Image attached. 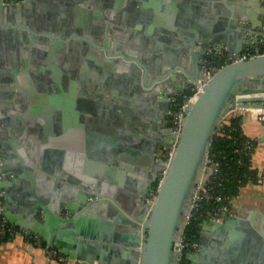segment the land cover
I'll use <instances>...</instances> for the list:
<instances>
[{"label":"crops","instance_id":"1","mask_svg":"<svg viewBox=\"0 0 264 264\" xmlns=\"http://www.w3.org/2000/svg\"><path fill=\"white\" fill-rule=\"evenodd\" d=\"M85 1L78 2L74 8L68 7V0L31 2L35 18H44L47 23L61 22L66 28L70 24L79 28L80 37L72 40L65 37L60 42L36 40L30 44L29 38L25 41L17 32L32 34L28 28L0 26V138L6 142L0 145V161L2 156L8 161L25 156L29 159L34 148L42 144L45 169L31 164L26 169L32 175L27 185L33 191L50 197L72 187L73 180L95 177L96 187L113 191L124 206L138 213L141 205L138 194L147 189L154 166L160 165L157 155L162 153L160 138H165V134L151 127L147 94L133 87L130 72L121 65L136 63L145 72L163 62L172 54L178 36L174 38L169 32L160 31L153 38L147 27L151 24L173 32L184 26L185 16L182 18L177 11L178 0ZM254 2L232 0L246 12L264 8V0L257 6ZM209 12L202 13L200 20L210 26L214 20ZM259 15L258 37L264 41V12L260 11ZM41 32L39 35L49 36ZM52 33L57 35V31ZM103 43L107 44L111 56L101 48ZM99 51H104V56ZM5 67L8 70L4 71ZM260 115L264 116V112L254 114L250 110L247 119L243 118L245 133L258 140L264 132ZM253 164L264 172V143L260 140ZM10 198L7 205L19 216L21 199L13 190ZM225 212L231 216L242 213L258 229H264V179L243 187L222 211L220 222H224ZM117 223L107 216L102 219L92 216L87 228L94 232L107 228L108 232L124 236L126 230ZM15 225L19 228L18 223ZM218 229L214 223L202 221L199 244L192 252L200 247L203 239L215 242L222 233ZM135 235L138 240L130 242L142 243L141 234ZM107 238L86 239L94 244L101 241L109 251L110 262L121 264L123 251L118 247L122 243ZM236 238H244L243 244L251 240L245 231L227 228L224 240L234 243ZM43 246L47 243L36 234L26 236L25 240L15 235L0 243V264H74L50 259ZM130 247L123 245V250L128 251ZM94 262L99 264L98 259Z\"/></svg>","mask_w":264,"mask_h":264},{"label":"water","instance_id":"2","mask_svg":"<svg viewBox=\"0 0 264 264\" xmlns=\"http://www.w3.org/2000/svg\"><path fill=\"white\" fill-rule=\"evenodd\" d=\"M84 1L68 0L67 4L74 8L78 2L84 4ZM178 1L180 9L177 11L182 18L185 16L183 27L173 32L151 24L147 27L153 38L160 31H167L174 38L178 36L172 54L145 72H141L136 63L120 64L130 72L133 87L147 94L145 99L151 108V127L165 134V138H160V150L164 153L157 155L160 165L154 166L147 189L138 194L141 200L138 213L124 206L113 191H106L103 186L96 187L95 177L82 176L71 181L74 185L69 189L50 197L33 191L27 185V179H32L27 166L31 164L34 168L45 169L44 147L40 144L31 152L29 159L25 156L8 161L2 156L0 161V216H5L12 224H19L17 238L25 240L26 236L36 234L47 246L56 248L74 264H94L96 259L99 264H112L109 251L101 241L98 244L87 241V237L93 236L101 240L108 236L109 241L122 243L118 247L123 251L121 264H178L180 256L176 242L183 237L194 194L198 184H206L216 169L209 150L219 123L234 112L247 119L249 108L264 109V54L231 62L219 69L190 101L177 146L170 155L175 138L170 120L175 107L181 105V102H175V96L198 84L211 47L225 46L230 52L240 54L247 44H264L258 37V17L264 8L246 12L232 0ZM254 1L255 6L260 3V0ZM31 2L34 0H0V26L28 28L32 34L17 32L25 41L29 38L30 44L36 40L60 42L65 37L69 40L80 37V30L74 24L66 28L61 22L47 23L44 18H35ZM205 11H210L213 25L200 20ZM41 31L49 36L39 35ZM52 31H57V35ZM101 48L111 56L107 44L103 43ZM99 52L104 56V51ZM6 70L7 67L4 68ZM259 140L264 143V132ZM5 143L0 138V145ZM162 172L164 176L157 194L151 200L153 182H158V174ZM58 177L62 176L58 173ZM11 190L22 202L19 216L14 215L7 205L12 200ZM225 213L224 222L205 219L206 224L214 223L222 233L215 242L203 239L195 252H186V264H230L231 260L232 264H264V229H258L251 218L242 213L235 216ZM92 216L116 219L126 234L116 235L115 232H108L107 228L88 231L87 221ZM227 228L235 232L245 231L251 239L250 243L245 240L243 244L244 238H236L234 243L224 240ZM136 232L141 234L142 243L130 242L137 239ZM123 245L131 247L126 251ZM134 245L138 248H133Z\"/></svg>","mask_w":264,"mask_h":264},{"label":"trees","instance_id":"3","mask_svg":"<svg viewBox=\"0 0 264 264\" xmlns=\"http://www.w3.org/2000/svg\"><path fill=\"white\" fill-rule=\"evenodd\" d=\"M261 50L264 51V45ZM189 94V90L179 94L178 102H182ZM243 118L237 112L230 114L220 122L212 138L209 156L217 170L206 183L207 192L202 195L199 209L194 211L185 227V254L195 249L193 243L199 241L200 224L210 212H218L222 207L229 206L230 201L241 193L243 187L264 179V172H260L253 164V154L259 140L245 133ZM13 238L10 234L0 235V243ZM185 254L183 264L186 263Z\"/></svg>","mask_w":264,"mask_h":264},{"label":"built area","instance_id":"4","mask_svg":"<svg viewBox=\"0 0 264 264\" xmlns=\"http://www.w3.org/2000/svg\"><path fill=\"white\" fill-rule=\"evenodd\" d=\"M6 2H15L18 0H5ZM260 54H264V51L261 50V46L258 43H252L247 44L245 46V49L240 53L237 54L235 52H230L226 47H211V49L208 52V55L204 61L203 65V76L199 79L198 84L192 85L189 89L190 94L186 96V98L181 102L180 106H176L174 109V114L172 118V125H173V133L175 134V138L173 139V145L171 146V149L169 151L170 155L173 154L178 140H179V134L184 126V121L188 112V106L190 101L203 90V87L209 82V80L216 74V72L221 69L222 67L226 66L227 64L239 61V60H245L249 59L251 57H256ZM177 96H175V102L177 103ZM264 118V116L262 117ZM225 119V118H224ZM220 124V123H219ZM217 170V167L215 171ZM215 173V172H214ZM164 176V172L161 173V176L158 180L157 185H155L154 190L151 195V200H154L157 189L159 187V184L161 182V179ZM207 192L206 184L199 183L198 187L196 189V192L194 194L193 198V204L191 207V212L189 215V219L187 221V224L189 223L190 219L193 216V213L195 210L199 209L200 207V200L202 198V195ZM2 196V193L0 194ZM220 199V197H218ZM3 204V201L1 202ZM227 207V206H226ZM226 207H222L218 212H210L209 216L206 219H218L220 218V215L223 210L226 209ZM186 224V225H187ZM19 231V228L15 225L10 223L5 216H0V235L4 236L7 234L12 235V237H15L16 233ZM36 242L39 240L36 239ZM178 245V251H179V262L178 264H183L184 261V254H185V248L187 246V242L184 238V233L182 239L176 242ZM199 242L193 243L194 248L198 246ZM46 251L49 256V258H56L61 261H67L68 257L61 254L57 249L46 246ZM194 251V250H193ZM192 252V251H189Z\"/></svg>","mask_w":264,"mask_h":264},{"label":"bare ground","instance_id":"5","mask_svg":"<svg viewBox=\"0 0 264 264\" xmlns=\"http://www.w3.org/2000/svg\"><path fill=\"white\" fill-rule=\"evenodd\" d=\"M251 111L254 112V114H257L258 112H264V109L262 108H249Z\"/></svg>","mask_w":264,"mask_h":264},{"label":"flooded vegetation","instance_id":"6","mask_svg":"<svg viewBox=\"0 0 264 264\" xmlns=\"http://www.w3.org/2000/svg\"><path fill=\"white\" fill-rule=\"evenodd\" d=\"M19 1V0H18ZM262 45H264V44H262ZM262 45H260V46H262ZM171 122H172V119L170 120ZM163 154V153H162ZM185 262H186V260H185ZM186 264V263H185Z\"/></svg>","mask_w":264,"mask_h":264},{"label":"rangeland","instance_id":"7","mask_svg":"<svg viewBox=\"0 0 264 264\" xmlns=\"http://www.w3.org/2000/svg\"><path fill=\"white\" fill-rule=\"evenodd\" d=\"M260 117H263V115H260ZM162 153H164V152H162Z\"/></svg>","mask_w":264,"mask_h":264}]
</instances>
